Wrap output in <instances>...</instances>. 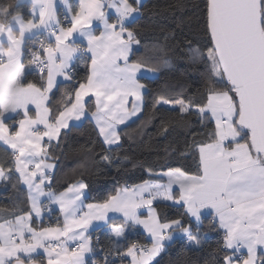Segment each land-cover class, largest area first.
<instances>
[{"label":"snow or ice","instance_id":"1","mask_svg":"<svg viewBox=\"0 0 264 264\" xmlns=\"http://www.w3.org/2000/svg\"><path fill=\"white\" fill-rule=\"evenodd\" d=\"M30 2L29 19L17 11L20 0L0 2V140L13 154L7 169L0 164V179L7 180L18 173L19 180L27 186L26 199L30 204L27 211L21 210L19 214L15 210H0V219H3L0 264H25V259L27 264H34L32 254L38 248L48 253L47 264H85V253L93 250L91 238L85 235L88 225L93 220L107 222L109 211L122 213L124 217L122 224L113 223L109 229L117 241L124 236L129 223L143 225L150 233L151 247L132 244L123 256H131L132 264H151L164 248V241L172 239L174 231L182 233L189 243L200 245L202 210H208L213 223L224 230V249H231L233 253L242 248L247 251L243 259L225 254L223 264H257L258 251L264 253V0H205L207 42L203 46L186 42L192 62H203L206 67L202 102L191 97L185 99L182 89L174 91L168 84L162 86L154 99V109L170 105L181 119L195 113L201 123L214 121L213 130L206 134L207 142L194 139L186 145L196 162L197 174L170 169L163 174L167 176V183L145 181L132 189H118L104 203L88 204L86 212L81 199L86 183L81 181L57 195L51 190L45 192L43 187L48 179L45 169L52 168V164H44L41 159L34 164V170H29V164L36 157L43 154L47 158L41 141L47 137L49 144L54 138L59 142L62 130L70 128L69 120L86 116L84 97L91 92L96 97V111L91 116L99 134L106 145L117 144L121 139L118 125L141 111L146 85L140 83L137 73H141V78H148L170 61L155 45L140 58L130 59L134 55L132 46L141 42L125 22L139 13L140 0H80L79 10L67 28L58 27L54 0ZM106 8L115 10V21L110 22ZM93 20L104 26L99 36L92 33ZM34 29L47 30L55 37V47L41 42L42 51L47 53L46 60H41L37 53L29 62L42 74L39 86L23 82L25 65L21 62L25 34H32ZM77 31L87 39V51L92 53V73L87 76V83H79L74 98L69 96L58 114L53 115L45 102L57 75L72 79L71 61L81 49L74 42H68V38ZM129 97L131 109L127 107ZM29 105H35V118L29 116ZM10 113L23 116L11 128L5 122L11 118ZM39 125L45 130L40 131ZM161 131L166 133L168 125L162 124ZM101 159L111 163L107 155ZM173 185L179 186L175 193ZM41 197L60 205L65 215L62 229L32 226L33 214L41 215ZM154 201L180 204L185 209L183 215L195 218V230L190 224L186 226L182 218L162 221ZM144 207L148 215L142 218L138 209ZM4 214L13 218L4 219ZM52 239L59 241L55 248L49 243ZM66 241H78L76 248L69 250ZM53 253L56 259H52ZM260 264H264V256Z\"/></svg>","mask_w":264,"mask_h":264},{"label":"trees","instance_id":"2","mask_svg":"<svg viewBox=\"0 0 264 264\" xmlns=\"http://www.w3.org/2000/svg\"><path fill=\"white\" fill-rule=\"evenodd\" d=\"M204 4L205 0L142 1L138 15L126 24V27L136 32V38L141 42L133 48L134 55L130 59L140 58L155 45L170 61L169 65L162 67L154 77L140 78L146 85L143 110L140 115L117 129L121 137L117 144L106 145L90 117L79 124H71L69 130H62L59 142L56 140L46 144L47 158L44 159L54 164L46 184L47 189L61 191L81 180L87 184L85 202L102 203L120 187L146 181L170 169L179 168L188 174H197L196 162L186 145L192 144L194 139L207 142L206 134L213 130V122L205 120L201 123L195 113L181 119L172 107L157 106L154 109L153 102L165 84L177 92L182 89L185 99L191 97L202 102L206 67L203 62H192L187 55L186 42L191 41L193 46H203L207 42L204 34ZM30 10L31 5L27 1L20 2L17 9L25 19L31 17ZM24 58L27 61L26 56ZM89 66L90 58L81 53L72 64V79L60 84L49 96L48 106L53 115L58 114V109H62L69 96H74L79 83L87 82ZM85 108L88 113L94 110L92 98L86 100ZM19 117L16 115L6 122ZM162 124L168 125L166 133L161 131ZM104 155L109 157L111 163L101 159ZM12 161V150L0 144V164L7 169ZM18 177V173H13L9 179L0 180V210H15L19 214L21 210L29 209L26 188ZM156 208L161 219L182 218L185 225L190 224L193 229L196 228V223L189 216L183 215L185 209L181 205L157 203ZM53 214L58 217L57 211ZM3 218L13 217L4 214ZM44 220L45 216L40 224H45ZM119 221L118 218H110L103 227L92 231L98 236L100 245L121 250L125 243L134 240L148 243L143 232L130 226L127 236L117 241L105 227ZM201 221L200 245L177 237L164 245L151 264H223V256L229 255V252L222 248V231L209 215L203 216ZM32 260L46 264L40 254L32 256Z\"/></svg>","mask_w":264,"mask_h":264},{"label":"crops","instance_id":"3","mask_svg":"<svg viewBox=\"0 0 264 264\" xmlns=\"http://www.w3.org/2000/svg\"><path fill=\"white\" fill-rule=\"evenodd\" d=\"M23 1H27V2H29L30 5H31L30 0H20V2H23ZM142 1H143V0H140V4L142 3ZM54 2H55V4H56V19L59 21V25H58V27H62V28L70 27V26H71V20H72L73 15L75 14V12H76L77 10H79L80 0H73V1H71V0H54ZM130 2H131V0H130ZM140 4H139V5H140ZM61 9L63 10V13H62V14H61V11H60ZM30 11H31V10H30ZM37 11H38V10H37ZM105 11H106L107 13L110 14V22L115 21V19H116L115 10H114V9H107V8H106ZM137 15H138V13L135 14V17H136ZM61 16L64 17V19H65L64 21L62 20V17H61ZM30 18H31V17H30ZM132 19H133V18H129V21H126V22H125V26H126V24H127L128 22H130ZM91 30H92L93 35L99 36L100 33L104 31V26H103V24H101L99 21L93 20L92 25H91ZM38 33L44 35L49 41H52V42H53V47H55V37H54V36H51V35L49 34V32H48L47 30H44V29H34L33 32H32V34L26 33V34H25V35H26L25 42H26V40H27L28 38H30L31 36H33V35H35V34H38ZM17 35H18V33H17ZM3 40H4V43H5V46H7V39H6V36L3 37ZM25 42H24V43L22 44V46H21V62L25 65V78H24V81H23V82H25V83H27V82H33V83H37L38 86H39V84L41 83V74L39 75V74H36V73H34V72H31V71L29 70L28 63H27V61H26L25 58H24L23 48H24V44H25ZM68 42H74L75 45L78 44V43H80V44H82V45L85 47V52H86V53H84V54H86V56H88V57L90 58L89 75H91V73H92V64H91V56H92V53L87 51V49H88V42H87V39H86L85 37L81 36L80 33H79V31H77V32H74L73 35H72L71 37L68 38ZM136 46H137V45L134 44L132 47L134 48V47H136ZM43 55H44V58L47 59V53L44 52ZM79 55H81L80 52H77V53L74 54L73 59H72V61H71V67H72V64L74 63V61L76 60V58H77ZM119 63H121V65H122V61H120ZM155 75H156V74H155ZM155 75H153V74H149L148 77H154ZM137 78L140 80V78H141V73H137ZM46 81H47V73L43 74V82L45 83V86H46ZM67 81H68V80L65 79L64 76H62V75H57V76H56V84H55L54 88L52 89V92H53L54 90H56L60 84H62V83H64V82H67ZM86 83H87V82H86ZM140 83H142L141 80H140ZM142 84H143V83H142ZM145 91H146V88L143 90L142 95L144 94ZM52 92L49 93V96H50V94H51ZM74 94H75V93H74ZM73 98H74V96H73ZM88 98H92V99H93L94 104H95V108H94V110H93L92 112H95V111H96V97H95V95H94L93 93L90 92L88 96L84 97V101L86 102V100H87ZM48 100H49V99H48ZM131 101H132V98L129 97V103H128V105H127V107H128L129 109H131V107H132V103H131ZM45 103H46L47 107L49 108V106H48V101H46ZM140 107H141V111H140L139 113H137L135 116H131V117H129V119L126 120L124 124L130 122L132 119H134L135 117H137L138 115L141 114V112H142V110H143V100H142V102L140 103ZM85 109H86V108H85ZM92 112L88 113L87 110H86V116L81 117L79 120H76V119H71V120H69V125H71V124H79V123H81L86 117H90V118L92 119V121H93V122L95 123V125H96V121H95V119L91 116V113H92ZM35 115H36L35 105H29V116L32 117V118H35ZM9 116H10V117H14V116H16V114H15V113H10ZM22 118H23V116L20 115V117L17 118L16 120H13V122H14V123H18V121H19L20 119H22ZM5 122H6V121H5ZM212 122H213V124H214V121H212ZM6 123H7V122H6ZM7 124H8V123H7ZM124 124H122V125H124ZM122 125H118L117 129H118L120 126H122ZM96 127H97V126H96ZM38 129H39L40 131H44V130H45L43 125H39V126H38ZM97 130H98V127H97ZM98 132H99V130H98ZM100 137H101V139L103 140V137H102L101 135H100ZM52 141H56V139L54 138ZM103 142H104V141H103ZM47 143H48V138L45 137L44 140L41 141V145H42V147H45ZM0 144H2V145H4V146L8 147L7 145L4 144V142H3L2 140H0ZM8 148H9V147H8ZM9 149H10V148H9ZM41 159H43L44 164H52V165H53L52 168H50V169H45V172H47V171H51V172H52V170H53V168H54V164L51 163V162H49V161H47V160H45L43 154H42L41 156H39V157H36L32 164H29V170H34V164L40 162ZM42 167H43V165H42ZM168 171H169V170H168ZM168 171H166V172H162V173H157V174H155V176H154L153 178L148 179V180H146V181H149V182H151V183H162V184L167 183V176H166V175H163V174H164V173H167ZM187 174H188V173H187ZM38 175H39V173H38ZM189 175H195V174H189ZM0 180H1V179H0ZM2 180H5V179H2ZM48 181H49V178L45 181V184H44V186H43L45 192H47V191L50 190V189H47V188H46V184H47ZM37 182H38V181H37ZM79 182H81V180H78V181H75V182L71 183V184L68 185L65 189H63V190H61V191H57V192H55V191H53V190H51V191H53V192L57 193V195H59V194L62 193V192H66L67 189H68L70 186H72V185H74V184H77V183H79ZM143 182H145V181H143ZM143 182H140V183H137V184H134V185H124V186L120 187L119 189H122V188H125V187H127V188H129V189H132V188H134L135 186H138V185L142 184ZM22 184H23V183H22ZM23 185H24V184H23ZM24 187L26 188V191H27V186L24 185ZM178 187H179L178 185H173L174 193H175L176 191H178ZM116 192H117V191H116ZM84 193H85V195L81 197V199L83 200V205H82V207H83V211H85V212L88 211V209H87V205H88V204H102V203H104V202H102V203H87V202H85L86 189H84ZM114 195H116V193H115ZM114 195H113V196H114ZM44 198H45V197H41V215H40L39 217H35V215L33 214L34 223H33L32 226L35 227V228H37V229H40V228H46V227H59V228L62 229V228L64 227V224H65V215H64V213L61 211V209H60V205H59L58 203H53V202H51L52 205H53V207L55 208V210H56L57 213H58V217H59V219H58V223H57V225L40 224V220H41L42 217H43V212H42V200H43ZM157 203H169V204H174V205H180V204H176V203H174L173 201H167V202L154 201L153 206H154L155 208H156V204H157ZM29 207H30V204H29ZM156 209H157V208H156ZM202 212H203L202 217H203V216H207V215H209V216H211V219L213 220V217H212V215L209 214L208 210H202ZM138 213L141 214L142 218H144V217H146V216L148 215V210H147L146 207H144V208L138 209ZM157 213H158L159 216H160V213H159L158 209H157ZM81 215H82V213H81ZM107 215H108L109 219H110V218H118V219L121 220V221L116 222V223H114V224H122V223H123L124 217H123V214H122V213L109 211V212L107 213ZM160 217H161V216H160ZM202 217H201V218H202ZM77 218H78V217H77ZM189 218L195 222V218H191V217H189ZM35 220L37 221V223H36ZM161 220H162V221H165V220H163V219H161ZM38 221H39V223H38ZM107 222H108V221H107ZM107 222H105V221H103V220H93V221L88 225V228H87V231L85 232V235L88 236L89 232L93 231L95 228L103 227L105 224H107ZM195 223H196V222H195ZM112 224H113V223H110V224H108V225L105 227V229H106V231H107L108 233H110L109 229H110V226H111ZM129 226H130V227H136V228H138L141 232H143L144 235H145V238H146L147 241H148L147 244H149V246L151 247V244H152L151 235H150V233L147 232V230L143 227V225H135V226H132V225L129 223V225H128L127 227H125L124 236H123L122 238H120V239H124V238L127 236L128 231H129V228H128ZM217 226H218V224H217ZM218 228H219V227H218ZM219 229L223 232V235H224V230L221 229V228H219ZM74 231H77V232H78L79 229H74ZM180 234H181V233H179V232H175V231H174V232L172 233V239H171V240H166V241H164V245H165L166 243L171 242L172 240H174V239L177 238L178 236H180ZM113 237H114V236H113ZM28 238H29V237H28V234H26V235H25V239L27 240ZM114 238H115V237H114ZM115 239H116V238H115ZM61 240H66V238H65V237H61ZM50 241H56V240H55V239H52V240H50ZM56 242L59 243V241H56ZM72 242H74V241H66V246H67L68 244L72 243ZM226 250L229 252V255H233V254L235 255V253H233V251H232L231 249H226ZM240 251H242V252L244 253V258H245V257L247 256V251H246V249H243V248H242ZM39 254L43 256V259L45 260V262H46V264H47V261H48V258H49V257H48V253L44 250V248H38L37 251H36L35 253L32 254V256L39 255ZM88 255H89V253H85V256H84L85 264H87V258H88ZM261 256H264V253H261V252L258 251V254H257V264H260V258H261ZM21 257H24V256L22 255ZM154 258H155V257H154ZM154 258H153V260H154ZM52 259H56V255H55V253H53ZM124 264H132V257L130 258L129 261H127V262L124 263Z\"/></svg>","mask_w":264,"mask_h":264},{"label":"built area","instance_id":"4","mask_svg":"<svg viewBox=\"0 0 264 264\" xmlns=\"http://www.w3.org/2000/svg\"><path fill=\"white\" fill-rule=\"evenodd\" d=\"M60 11L62 14L63 10L61 9ZM61 17H62V20L64 21L65 20L64 17L63 16H61ZM41 42H43L45 46H47L48 44L53 45L52 41H49L44 35L38 33V34L31 36L25 42L24 48H23V53H24V56H26L29 70L31 72H34V73L39 74V75L41 74L39 69L36 68L35 65H30L29 62L33 59V56L37 53H39L41 60H46L44 58V55H43L44 52L42 51V49L40 47ZM76 45L79 46V48L81 49L80 53H83V54L86 53L85 47L82 44L78 43ZM72 70H73V68H72ZM73 72H74V70L72 71L71 75H73ZM45 73H46V71H45ZM12 124H14L13 121L8 122V125L10 128H11ZM47 174H48V178H50L52 175V172L47 171ZM55 211L56 210L53 207L52 203L45 197L42 200V212H43V217L45 216V220H44L45 224L57 225L58 217L55 214H53V213H55ZM193 230H195V229H193ZM88 237L91 238V246H92L93 250L91 252H89V255L87 258V264H105L106 261H107V264H116L117 262H127L130 260L131 256H123V254L126 252V249L128 246H130L132 244H137L138 246L150 247L149 244H147V243H142V242L134 240L131 243H125L124 248L121 250H113V249H109V248H104L102 245H100L98 242V236H95V234L92 231L89 232ZM178 238L185 241V242L188 241L187 238L182 233L180 234V236H178ZM49 243H51L52 247H54V248L58 244V242H56V241H49ZM77 243H78V241H74V242L68 244L66 247H68L69 250L74 249V248H76ZM222 248H223V244H222ZM57 251H59V249H57ZM235 255L241 257V259L244 258V253L242 251L236 252Z\"/></svg>","mask_w":264,"mask_h":264},{"label":"water","instance_id":"5","mask_svg":"<svg viewBox=\"0 0 264 264\" xmlns=\"http://www.w3.org/2000/svg\"><path fill=\"white\" fill-rule=\"evenodd\" d=\"M34 262V264H39V263H37V262H35V261H33ZM25 264H27V262H25Z\"/></svg>","mask_w":264,"mask_h":264},{"label":"rangeland","instance_id":"6","mask_svg":"<svg viewBox=\"0 0 264 264\" xmlns=\"http://www.w3.org/2000/svg\"><path fill=\"white\" fill-rule=\"evenodd\" d=\"M165 106H168V107H172V106H170V105H165ZM223 233V232H222ZM223 235V234H222ZM224 236V235H223Z\"/></svg>","mask_w":264,"mask_h":264}]
</instances>
